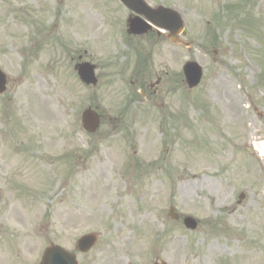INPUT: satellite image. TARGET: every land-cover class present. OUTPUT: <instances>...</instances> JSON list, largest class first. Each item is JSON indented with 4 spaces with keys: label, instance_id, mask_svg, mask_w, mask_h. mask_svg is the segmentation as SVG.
<instances>
[{
    "label": "rangeland",
    "instance_id": "obj_1",
    "mask_svg": "<svg viewBox=\"0 0 264 264\" xmlns=\"http://www.w3.org/2000/svg\"><path fill=\"white\" fill-rule=\"evenodd\" d=\"M146 2L182 15L183 45L130 36L118 0H0V264L49 244L80 264H264V0Z\"/></svg>",
    "mask_w": 264,
    "mask_h": 264
},
{
    "label": "water",
    "instance_id": "obj_2",
    "mask_svg": "<svg viewBox=\"0 0 264 264\" xmlns=\"http://www.w3.org/2000/svg\"><path fill=\"white\" fill-rule=\"evenodd\" d=\"M132 11L144 15L147 19L160 28L167 29L172 32L173 36H177L183 31V22L180 16L169 9L158 8L156 10L148 7L143 0H121ZM150 26H143L137 21L132 20L130 26V33L135 35L147 33ZM77 71L82 81L87 85H97L98 80L95 75L96 67L84 63L77 66ZM187 83L191 89L197 87L202 78V69L196 63H188L184 68ZM7 77L0 70V94L6 91ZM84 128L90 132L95 133L100 126V117L91 109L87 110L83 115ZM169 215L177 219L173 210ZM185 225L188 229L196 230L198 223L192 218L185 219ZM97 237L95 235H87L80 239L79 248L82 252L89 251L96 243ZM42 264H78L76 257L70 255L68 252L60 247L53 246L49 248L44 255Z\"/></svg>",
    "mask_w": 264,
    "mask_h": 264
},
{
    "label": "bare ground",
    "instance_id": "obj_3",
    "mask_svg": "<svg viewBox=\"0 0 264 264\" xmlns=\"http://www.w3.org/2000/svg\"><path fill=\"white\" fill-rule=\"evenodd\" d=\"M254 146H255L256 150L260 153V155L264 156V142H255ZM214 249H215V246L211 247L210 251L212 252ZM176 253L177 254L175 256L178 257L179 253L178 252H176ZM192 264H199V263L197 261H193Z\"/></svg>",
    "mask_w": 264,
    "mask_h": 264
}]
</instances>
